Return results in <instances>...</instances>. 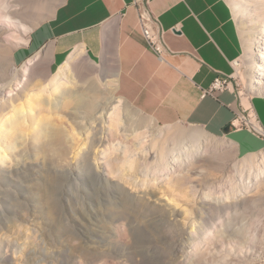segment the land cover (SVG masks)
Masks as SVG:
<instances>
[{
    "label": "rangeland",
    "instance_id": "374dc122",
    "mask_svg": "<svg viewBox=\"0 0 264 264\" xmlns=\"http://www.w3.org/2000/svg\"><path fill=\"white\" fill-rule=\"evenodd\" d=\"M65 1H43L28 17L33 30L52 19ZM233 12L244 39L241 19L234 8ZM33 30L3 33L12 47V61L0 59V73L6 76L0 85L16 69L19 80L27 77L29 81L20 100L0 117V128L16 121L21 115L18 109L32 108L26 125L0 140L4 161L13 162L16 157L25 164L23 173L0 174V253H9L12 264H73L77 258L84 264H264V250L243 253L241 249L249 242L264 249V174L246 196L240 180L246 159L264 173V150L241 157L227 140L199 127L159 125L120 97L113 82L114 69L79 58L57 72L17 64L15 54ZM21 37L28 39L25 44L19 43ZM248 62L244 104L248 96H264L248 87ZM113 98L115 104L109 110ZM45 100L60 105L53 107ZM41 106H50L45 110L51 111ZM105 111L112 112V117L108 115L102 126L93 124L94 117ZM86 121L98 128L92 130ZM53 126L66 131V156L58 154L60 144L52 151L45 146L47 138L35 140L42 129L47 137L46 128ZM110 130L113 134L107 136ZM105 137V144L98 142ZM161 145L166 152L163 161ZM69 174L74 178L69 179ZM98 175L102 176L99 184L95 181ZM136 191L144 193V200L132 198ZM122 205L140 226L116 241L109 233L110 215ZM162 211L170 219L176 217L180 228L196 227L194 243L198 241L195 245L204 252L188 253L190 242L161 220ZM152 223L156 226L151 227ZM0 264L8 263L0 260Z\"/></svg>",
    "mask_w": 264,
    "mask_h": 264
},
{
    "label": "crops",
    "instance_id": "0c3cea01",
    "mask_svg": "<svg viewBox=\"0 0 264 264\" xmlns=\"http://www.w3.org/2000/svg\"><path fill=\"white\" fill-rule=\"evenodd\" d=\"M145 5L166 31L173 53L164 61L140 27L139 9ZM244 55L227 0H66L33 30L15 58L21 66L33 63L51 72L78 58L114 69L118 94L142 114L161 126L199 127L249 158L264 150V139L231 128L239 96L230 90L203 97L218 77L233 74V62ZM249 101L264 127V96Z\"/></svg>",
    "mask_w": 264,
    "mask_h": 264
},
{
    "label": "bare ground",
    "instance_id": "6f19581e",
    "mask_svg": "<svg viewBox=\"0 0 264 264\" xmlns=\"http://www.w3.org/2000/svg\"><path fill=\"white\" fill-rule=\"evenodd\" d=\"M43 1H45V0H6L5 2L0 0V59H3V60L5 59V60H8L10 62L12 61V47H11V45H9V43H7L8 40L4 38L3 33L6 31L7 32H15V31L16 32H19V31L22 32L23 31L24 34L31 32L33 30V28H32V24H31L30 20H28V17H30L29 16L30 14L36 12V9L38 8V6L41 3L42 4L44 3ZM230 3L232 5V7L234 8V11L236 12V14L238 13L237 15H239V18L241 19L242 31H243V36H244L245 56L247 58L245 59V57H242L239 59L240 66H241V75H242V77H244V72H246V70H245L246 69V62H247V60H249L248 70H249L250 75H249L248 87L251 90V92H257L258 94H264V0H230ZM50 14H51V11L48 13V15H50ZM20 39L21 40H19V43H23V44H25L26 41L28 40L25 38L22 39V37ZM33 65L34 64H31V67H33ZM14 68H16L15 65H14ZM1 69H2V67L0 68V70ZM31 69L32 68H30V70ZM58 77H59V75L57 76V79H58ZM5 78H6V76L1 75V73H0L1 81L5 80ZM28 81H29V79L27 77L22 78V81L19 80L18 70L16 69L15 74L12 76V78L11 79L9 78L6 81V83L0 85V117H2L4 111L9 109V107H11L14 103H16L17 101L20 100L19 99L20 95L23 92V88L27 85ZM111 82H112V80H111ZM113 82H116L115 78H113ZM115 87H116V83H115ZM58 88H59V86H58ZM243 88H244V92H242V96H247L248 94L245 92L246 87H245L244 83H243ZM15 91H18V92H15ZM57 91H60V89L56 90V92ZM62 94H64V93H62ZM249 99H250V96L244 98L245 105L248 107H250ZM45 102L47 105L52 104L53 107L56 105V103H51V102L48 103L46 100H45ZM55 102H56V100H55ZM46 104L43 103V105H46ZM57 104L60 105L59 103H57ZM113 104H115L114 98H113V100H111V103L109 105L110 109L108 108L109 110H111V108H112L111 106H113ZM37 105H38V103H37ZM58 105H56V106L58 107ZM63 105L66 106V104H63ZM12 107H14V106H12ZM41 107H43V106H41ZM48 107H50V106H48ZM31 108L32 107H30V109ZM43 108L45 110L46 106ZM21 109H22V107H21ZM30 109H28L26 112L25 111L20 112L19 109L17 110L19 113H21V115L17 112L19 115L17 114L18 118L16 119V121H14V119H12V123L7 125L5 129L0 128V136H1L0 140L3 137H7V138L10 137L11 131L18 129V127L22 128V126L24 124L26 125V122L29 121V113L31 112ZM48 111H51V109ZM48 111H46V112H48ZM106 111H105V114H102L99 117L96 115L97 118L94 117L95 121L93 122V124L97 123V126L101 125L102 123L104 124L108 115H109V118L112 115L111 114L112 112H110V114H108V112L106 113ZM84 119H83V121H85ZM88 119H90V118H88ZM93 119H91V120H93ZM86 124L88 126H90V128L92 130H95L98 128L96 125L92 124L93 125L92 126L89 121H86ZM46 126H48V124H46ZM57 128L58 127H55V126L47 127L46 132H45V135L47 137H45L43 135L44 130L42 129L41 132H39L36 135L35 140L39 142L40 140H43V138H47V141L45 142L46 143L45 146H47V148L49 147L51 149L54 148V146L56 144H58V145L60 144L59 146H61L60 147L61 149L59 148L60 149L59 153L56 151L58 148V145L55 146V149H56L55 152L60 154L59 156L63 157V156H66V154H67L66 148H68V146H66V144H65L66 139L64 138V137H66L64 134L66 131L65 130H64L65 132L62 131L61 129H59L60 127L58 128V131H57ZM92 130H88V131H92ZM47 131H49L48 134H47ZM107 133H108V131H107ZM87 134H86V138H90L89 135H87ZM112 134H113L112 130H110L109 134L108 135L106 134V135L110 136ZM93 140H95V139H93ZM107 141L108 140L105 137L103 140L98 141V142L105 144V142H107ZM158 144H160V143H158ZM1 145H3V143H1V141H0V149H3L1 147ZM154 146L158 147L155 144H154ZM165 147H166V145H165ZM11 148H12V144L10 145L9 149H11ZM160 148H161V150H160L161 153L159 151V153H160L159 155H160V159L163 161L166 157L164 145H161ZM52 151H54V149H52ZM87 152H89V151H87ZM90 152H92V151H90ZM15 159L16 160L13 162H6V161H4L5 157L0 154V174L1 175L5 176V175L12 174L14 172H16L17 174H20V173H23L25 171V168H24L25 164L23 163V161L18 160L16 157H15ZM250 162H251L250 159H246L244 161V163H245L244 167H242V169L240 171V174L242 177L240 180L246 188V191L244 192V193H246V194H244L245 196L248 195V193L254 187L256 181L258 180V177L264 174V173H261L260 167H255L252 164V162L251 163ZM245 168H247V169L244 170ZM104 172L106 173V171H104ZM71 177L74 178V175L71 174ZM71 177L69 174V179ZM95 181L98 182V184L101 183L102 182V176L101 175L95 176ZM127 195H128V193H127ZM131 195H132V198L134 200H136V199L144 200V198H145L144 193H141L138 191L132 192ZM241 196H242V194H241ZM226 199L227 198H225L224 200H226ZM236 200H238V199L236 198ZM226 201H228V200H226ZM229 201H230V199H229ZM115 208L117 209L118 213L110 215L112 227H110L109 233H110L111 238H114L116 241H118L123 236L128 237V236H130V234L132 235L134 233L135 228L140 226V224L137 223V221H135V219H132L127 214L128 212L125 210L126 209L125 205H122V207L117 206ZM161 220L166 222L168 224V226H170L172 229H175V231L178 232V234H180L179 235L180 238L186 237L188 239V242H190V245L188 247V253H192L193 255H195L197 253L204 252V249H202L201 247L197 248V246L195 245L198 241L194 243L195 234H196L195 233L196 227L195 228L193 227V229H191V230L188 229L187 227L186 228H184V227L180 228L179 221L176 219V217H173V219H170V217L168 216V213H166L164 211H162V219ZM150 226L155 227L156 223L155 224L152 223V224H150ZM245 234H246V232H245ZM253 237H255V236H253ZM255 238H257V237H255ZM255 238H253V239H255ZM87 239H90V238L87 237ZM92 240L94 241L93 242L94 244L97 243L96 238H92ZM220 241H222V240L220 239ZM6 245L11 246L12 244H9V243L7 244V241H6ZM199 246H200V244H199ZM94 247L96 249L98 248L96 246H94ZM17 248L20 249V247H17ZM241 249H242L243 253H255L258 250H262V251L264 250L262 247H258L256 244H254L252 242H249V244H247L246 246H244ZM231 252H230L231 254H234V250H231ZM0 255H1L0 260L5 261L8 264H12L13 259L9 255V253L1 252ZM77 259L78 260H75L73 262V264H84L83 260H81L79 258H77Z\"/></svg>",
    "mask_w": 264,
    "mask_h": 264
},
{
    "label": "built area",
    "instance_id": "2783aa9c",
    "mask_svg": "<svg viewBox=\"0 0 264 264\" xmlns=\"http://www.w3.org/2000/svg\"><path fill=\"white\" fill-rule=\"evenodd\" d=\"M139 24L149 48L156 53L160 61H164L172 50L167 42L166 31L162 29L160 22L152 15L148 5L139 9ZM233 74L218 77L212 87L203 92L205 96H216L218 93L232 90L240 98V107L231 123L235 130H248L264 139V127L261 124L252 106L248 107L243 103L242 92H244L239 59L233 62Z\"/></svg>",
    "mask_w": 264,
    "mask_h": 264
},
{
    "label": "water",
    "instance_id": "95a60500",
    "mask_svg": "<svg viewBox=\"0 0 264 264\" xmlns=\"http://www.w3.org/2000/svg\"><path fill=\"white\" fill-rule=\"evenodd\" d=\"M252 96H257V95H252Z\"/></svg>",
    "mask_w": 264,
    "mask_h": 264
}]
</instances>
